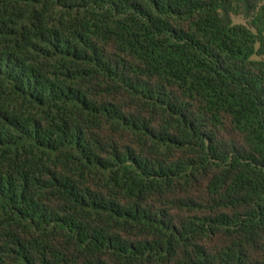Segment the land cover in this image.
<instances>
[{
    "label": "trees",
    "instance_id": "1",
    "mask_svg": "<svg viewBox=\"0 0 264 264\" xmlns=\"http://www.w3.org/2000/svg\"><path fill=\"white\" fill-rule=\"evenodd\" d=\"M0 264H264V0H0Z\"/></svg>",
    "mask_w": 264,
    "mask_h": 264
}]
</instances>
